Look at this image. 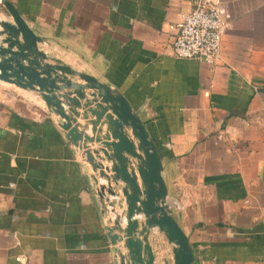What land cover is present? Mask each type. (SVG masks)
Returning <instances> with one entry per match:
<instances>
[{"label": "crops", "instance_id": "1", "mask_svg": "<svg viewBox=\"0 0 264 264\" xmlns=\"http://www.w3.org/2000/svg\"><path fill=\"white\" fill-rule=\"evenodd\" d=\"M11 2L46 62L94 75L138 112L195 264H264V0H224L213 63L172 53L190 0ZM92 175L41 96L0 79V264H116ZM159 237L155 254L173 264Z\"/></svg>", "mask_w": 264, "mask_h": 264}, {"label": "water", "instance_id": "2", "mask_svg": "<svg viewBox=\"0 0 264 264\" xmlns=\"http://www.w3.org/2000/svg\"><path fill=\"white\" fill-rule=\"evenodd\" d=\"M0 6L5 11L0 12V79L39 94L58 115L67 140L85 155L102 201L109 194L119 196L111 201L114 216L106 226L116 264H158L149 239L154 227L172 244L173 264H195L189 238L167 202L157 145L127 97L90 73L46 62L47 53L38 46L41 37L11 0Z\"/></svg>", "mask_w": 264, "mask_h": 264}, {"label": "built area", "instance_id": "3", "mask_svg": "<svg viewBox=\"0 0 264 264\" xmlns=\"http://www.w3.org/2000/svg\"><path fill=\"white\" fill-rule=\"evenodd\" d=\"M0 0V5H2ZM190 10L184 13L177 23V31L172 39V53L176 57L195 58L209 63L217 61L220 57L221 38L230 25L229 14L224 0H190ZM102 181V180H100ZM99 184L95 182L98 192ZM119 198L117 194H109L103 200L104 209L109 213L110 220L114 216V204L111 201ZM171 211L180 209L181 205L174 198L167 196ZM142 217V216H141ZM155 235H165L157 227L152 228ZM160 239V237H159ZM172 247L170 252L172 253ZM165 258L155 254V261L163 264Z\"/></svg>", "mask_w": 264, "mask_h": 264}]
</instances>
